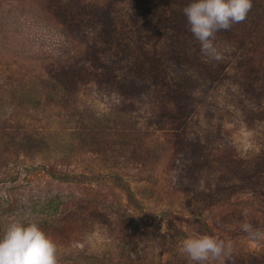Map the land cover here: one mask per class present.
Masks as SVG:
<instances>
[{
  "label": "rangeland",
  "instance_id": "rangeland-1",
  "mask_svg": "<svg viewBox=\"0 0 264 264\" xmlns=\"http://www.w3.org/2000/svg\"><path fill=\"white\" fill-rule=\"evenodd\" d=\"M191 2L0 0V235L38 222L59 264H189L181 242L208 235L232 245L209 264H264L262 140L243 129L264 109V0L216 33L219 61Z\"/></svg>",
  "mask_w": 264,
  "mask_h": 264
},
{
  "label": "clouds",
  "instance_id": "clouds-1",
  "mask_svg": "<svg viewBox=\"0 0 264 264\" xmlns=\"http://www.w3.org/2000/svg\"><path fill=\"white\" fill-rule=\"evenodd\" d=\"M251 8L252 0H192L183 11L201 53L219 61L223 56L215 44L216 33L243 22ZM243 230L251 238L261 235L250 224ZM231 248L230 242L203 235L184 239L179 251L189 264H209L228 256ZM0 264H59L58 247L38 222L13 221L0 235Z\"/></svg>",
  "mask_w": 264,
  "mask_h": 264
},
{
  "label": "trees",
  "instance_id": "trees-1",
  "mask_svg": "<svg viewBox=\"0 0 264 264\" xmlns=\"http://www.w3.org/2000/svg\"><path fill=\"white\" fill-rule=\"evenodd\" d=\"M143 89H144V91H147V90H145V88H143ZM134 91L139 92V90H137V89H134ZM135 92L133 95L138 96L136 94H139V93H135ZM221 114H223V117H224V118H222L223 124H224V121H226V120L229 122L231 121V120H228L229 116H228L227 112L218 113L219 118H220ZM244 122H245V126L243 127V129L251 131V133H254V136L256 137V143H259V141L262 140V141H260L261 142V148L255 154V156H257V158L252 159V157L249 156V159L251 160V162L255 161V163L257 164L258 168H256V176L259 178V180L261 182H264L262 179V176L264 177V174H263V172H264L263 171L264 170V168H263L264 167V145H263L264 138L262 139V136H264V135H262L264 132V109L263 110H254L253 109V111H251V112L249 111L247 113V118L244 120ZM259 123H260V125H262V129L259 130L260 132H257L258 127H259V125H258ZM210 124L211 125H209L206 128L201 130V132H202L201 138H203L202 140H206L208 142H210V140H212L213 138L221 140L222 131L219 129V127H221L222 124L220 126V124H217V122L214 123L213 121L210 122ZM260 133H261V135H259ZM197 140H199V139H197ZM257 159H260V161H262V163H260ZM219 165H223V166H221L222 167L221 169H224V167L226 168L225 162L223 164H219ZM227 168L229 169V167H227ZM227 168L223 170V173L226 174L229 171ZM46 170H47V173H49L50 175L53 176V178H55V179L57 178L53 169L47 168ZM227 182H228V184H227L228 188L221 187V189L224 188V190H226V191H228V190L232 191L234 188L232 185H230L231 183H230L229 179L227 180ZM66 205L67 204H65V202H63L62 199L54 198V199L48 200L46 203H44L43 209H44V211L46 210L47 217L50 218L51 220L52 219H59V218H57L58 215L63 216V215L67 214V209L64 207Z\"/></svg>",
  "mask_w": 264,
  "mask_h": 264
}]
</instances>
